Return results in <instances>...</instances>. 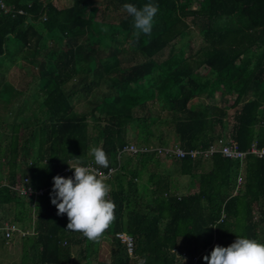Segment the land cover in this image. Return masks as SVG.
<instances>
[{
	"label": "trees",
	"instance_id": "16d2710c",
	"mask_svg": "<svg viewBox=\"0 0 264 264\" xmlns=\"http://www.w3.org/2000/svg\"><path fill=\"white\" fill-rule=\"evenodd\" d=\"M2 1L12 10L0 8V183L28 177L35 189L47 187L35 202L34 222L33 198L0 187V226L9 221L33 232L22 237L20 261L10 264H206L216 245L228 247L236 236L264 244V157L166 155L173 173L190 181L193 191L173 190L154 171L147 195L137 179L150 163L161 165L162 155L126 154L123 163L117 158L123 145L133 143L129 133L136 146L151 147L153 138L159 146L152 147L168 146L161 133L152 137L150 124L159 117L135 112L152 106L173 125V147L205 150L223 137L243 151L252 144L264 147V0H196L195 8L191 0H106L123 12L116 23L96 21V8H88L92 0L63 7L53 0ZM125 3L158 5L150 36L136 37ZM192 26L202 40L196 49L181 43ZM126 50L143 60L123 66ZM23 60L37 74L21 90L5 75ZM100 84L105 89L99 99L75 110L73 98H87ZM96 147L107 154L109 168L119 166L103 178L116 205L105 234L108 260H98L101 241L67 230V214L58 215L50 197L53 174L72 164L96 165ZM73 176L71 170L68 178ZM120 232L132 236V253ZM10 241L0 234L2 246Z\"/></svg>",
	"mask_w": 264,
	"mask_h": 264
},
{
	"label": "clouds",
	"instance_id": "9594fccd",
	"mask_svg": "<svg viewBox=\"0 0 264 264\" xmlns=\"http://www.w3.org/2000/svg\"><path fill=\"white\" fill-rule=\"evenodd\" d=\"M122 9L133 17L137 38L141 33L152 34L158 5L150 3L138 8L125 3ZM91 153L96 165L109 168L108 156L102 148H93ZM70 170L74 171L73 177L57 175L53 178L51 203L58 209V215L67 214L68 231L80 233L89 241L98 243L115 221L116 205L109 198L111 187L98 178L97 170L90 166H70ZM236 237L228 247L216 245L210 257H204L206 264H264V244L254 239Z\"/></svg>",
	"mask_w": 264,
	"mask_h": 264
},
{
	"label": "rangeland",
	"instance_id": "374dc122",
	"mask_svg": "<svg viewBox=\"0 0 264 264\" xmlns=\"http://www.w3.org/2000/svg\"><path fill=\"white\" fill-rule=\"evenodd\" d=\"M92 2L93 3H90L88 8L89 9L92 7L96 8L97 11L95 14V20L98 22L102 21L105 23H107V22L116 23L123 17V12L117 8L109 6L107 4L106 0H92ZM53 3L57 7H63L66 5H71L73 3V0H53ZM190 3H191L190 4L191 8H195L197 6L196 0H191ZM201 42H202V40H201V36L199 34V31H198V28L193 27V26H192L191 32L181 40V43H189V45L194 49L198 48L199 45L201 44ZM179 46H180V43L178 44V47ZM167 52H168V50H165L164 52H162L160 54L159 58L160 59L166 58V56L168 54ZM120 57L122 59L123 66H130V65H133L135 63L141 62L143 60L142 57L139 56L135 51H131V50H128V51L126 50L125 52H123L120 55ZM21 63L22 64L20 67L17 65L16 66L14 65L11 68H9L5 76H6L7 80H9L11 83L16 85L17 88H20L22 90V89H25L28 81L32 80V78L34 77V76L32 77V75L37 74V70L33 69L34 67L25 60H23ZM206 71L207 70L205 68H201L198 72L199 73H206ZM98 89L93 88V92L87 98H85L84 96H82L80 94L77 95L76 99L73 98L75 110H77V111L85 110L90 105V104H88V100L89 101L91 99L98 100L100 97V90H104L105 87L103 84H100ZM197 100H200V99L193 100L192 102H195ZM219 100H220V98L218 96L216 98V102L218 104H220ZM19 101L20 100H17V102H15L14 104L18 103ZM223 105H224L223 103L220 104L221 107ZM149 106H151V105H149ZM2 111L7 112L6 110L5 111L2 110ZM135 112L139 115L145 114V115H151V116H155V117L158 116L159 119L155 120L154 122H152L150 124V128L154 129V133H155L154 136H152V137H156L159 133H161L164 137V140H166V142L169 143L167 147H173L170 145L171 140L173 138L172 133H171L173 125L169 124V123H165L162 121V120L166 119L165 115H163V113H164L163 111L159 110V108H157V106H152L150 110L146 107H144V109L140 108V110L135 108ZM232 112H233V110L227 111L226 121L229 122L228 128H230L232 123H233ZM1 132L2 131H0V134H1ZM129 134H130V142L136 143L137 138L134 139V137H133L134 135L132 133H129ZM152 140L154 142V144L152 146H159L158 140H156V138H153ZM120 156H121L120 162L123 163L125 160L126 154L121 153ZM160 158H161V159H159L160 161H163V162L167 161V164H164L162 162V163H159L161 165L157 166L156 163H150L149 167L147 169H144L142 171L140 177L137 179V183L139 184V187H141V190H143L142 193L147 195L150 193V191L152 189H154V182L149 181V176H150V174H153L154 171H159L160 173H162L163 177L166 180H168V183H170L174 188H176L179 193H181V192H186V193L192 192V190H190V189L188 191V188L184 189V186L187 184V179L185 177H181L178 175L177 177L172 178V172H171L172 166H171L170 159L165 158L164 156H160ZM5 169L3 168V171ZM3 173H5V171ZM110 187L112 188L111 185H110ZM10 239H11V241L9 242V244H5L3 246L0 244V264H10V262L12 260H18L22 254V242H24V239L21 236H19L18 234H14ZM232 243H234V242H230L229 246ZM109 251H110V238L107 236H104L100 242V252L98 254V260H108L110 258L109 257ZM31 252L32 251H28V254H27L28 260L30 263L33 261L30 258ZM183 255L185 257H187V255L185 253ZM185 260H187V259H185ZM19 261H20V259H19ZM77 262H78V260H77ZM71 264H77V263L73 262ZM79 264H82L81 259H80Z\"/></svg>",
	"mask_w": 264,
	"mask_h": 264
},
{
	"label": "built area",
	"instance_id": "2783aa9c",
	"mask_svg": "<svg viewBox=\"0 0 264 264\" xmlns=\"http://www.w3.org/2000/svg\"><path fill=\"white\" fill-rule=\"evenodd\" d=\"M0 8L4 12H9L12 10V8L8 5H6L2 0H0ZM17 12L23 13V11L20 9ZM221 153L223 156L232 158V159H243L246 157L247 154H253L259 158L264 157V147H258L255 144H252L251 147L247 151H243L239 149L238 144L233 140L231 137L226 138H220L217 140L215 144H211L208 149H194L190 151H186L181 147L175 146V147H147V146H136L134 143H128L122 146L121 149L117 152V158L118 161H120V154H130L135 155L137 153H154L155 156H166V155H173L177 157H185L186 155H190L191 158H195L198 155H203L204 157H208L212 155L213 153ZM71 167L76 166H90L93 169L97 170L98 178H109L110 175H112L117 168L110 167L111 173L109 172V169L107 172H104L102 168H100L98 165H92V164H72ZM70 166L64 167L61 170L57 171L53 174L52 179L59 175L64 178H68L70 174ZM241 173H239L238 176V182L241 183ZM8 186L12 191H14L17 195L25 197V198H33V204H32V214L33 219L32 222L35 221V202L37 200V197L42 195L47 187H42L35 189L29 180L28 177L20 178L17 180L15 184H9L6 180H3L0 183L1 186ZM0 234H3V237L5 239H10L14 234H18L21 237H26L27 235L33 234V232L29 229H25L24 227H20L14 222L6 221L3 223V225L0 226ZM117 237L120 239V241L125 245L127 251L129 253L133 252L134 247V240L131 235L120 232L117 234Z\"/></svg>",
	"mask_w": 264,
	"mask_h": 264
},
{
	"label": "crops",
	"instance_id": "0c3cea01",
	"mask_svg": "<svg viewBox=\"0 0 264 264\" xmlns=\"http://www.w3.org/2000/svg\"><path fill=\"white\" fill-rule=\"evenodd\" d=\"M162 162H163V161H162ZM163 163H164V164H167V161H166V162H163ZM200 165H201V166H204V164H203L202 162L200 163ZM171 170H172V169H171ZM171 172L173 173V171H171ZM175 177H176V175L173 173V174H172V178H175ZM189 182H190V181L187 180V184H186V185H187L188 189L190 188V187H189ZM172 189H173V190H177V189L174 188L173 186H172ZM190 190H192V188H191ZM192 191H193V190H192Z\"/></svg>",
	"mask_w": 264,
	"mask_h": 264
}]
</instances>
